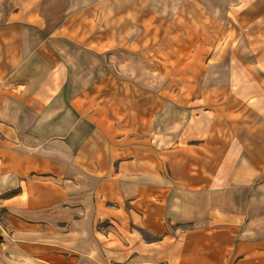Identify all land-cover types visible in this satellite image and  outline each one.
<instances>
[{
	"label": "crops",
	"instance_id": "crops-1",
	"mask_svg": "<svg viewBox=\"0 0 264 264\" xmlns=\"http://www.w3.org/2000/svg\"><path fill=\"white\" fill-rule=\"evenodd\" d=\"M67 1L0 19V264H264V0ZM114 43L186 56L91 104Z\"/></svg>",
	"mask_w": 264,
	"mask_h": 264
},
{
	"label": "rangeland",
	"instance_id": "rangeland-1",
	"mask_svg": "<svg viewBox=\"0 0 264 264\" xmlns=\"http://www.w3.org/2000/svg\"><path fill=\"white\" fill-rule=\"evenodd\" d=\"M0 0V19L6 17V15L11 12L20 9L22 12H28L30 9H38L42 13V17L46 18L47 28L53 27L57 17L64 16V9L67 7V0H43L40 6L33 5L35 0ZM84 2L86 0H83ZM73 6L76 7V1L73 2ZM86 6V3L80 4L79 9ZM131 7V6H129ZM120 4L115 0H111V4L104 5L103 14L104 19L113 28L114 33L118 35L119 28L125 25H129L131 21L125 22L123 18L132 16V14L124 13L118 14L115 9L118 10ZM127 8V6H126ZM40 13V14H41ZM161 25L160 21L154 22ZM159 29H157L158 31ZM139 34L142 32L138 30ZM134 30L130 31L133 34ZM115 36V35H114ZM123 44H112L106 48V52L103 51L96 52L95 55L82 52L81 53H71V58L75 60H83L86 63L93 66L95 69V74L99 75L100 79L97 84L89 86L93 88L94 92L90 96L89 102L92 104L95 99L106 95H114L122 92H130L131 86L125 85L119 81H130L135 77L140 78V82L143 84L144 91H151L156 88L157 83H161L164 74L168 70V65H170L174 60H183L186 56L183 52L175 53L173 56L162 50L161 47L154 45L143 46L141 50L135 51L134 48L125 49ZM173 59V60H168ZM120 64V65H119ZM105 71V72H104ZM140 76V77H139ZM90 78L87 74L84 77L74 76L73 80L79 81V79ZM86 86L79 85L78 83L70 82L68 88L73 91L81 92ZM140 87V86H139ZM145 94V92H144ZM87 91L83 93L82 96H86ZM75 104H82L84 100L82 97H77L74 100Z\"/></svg>",
	"mask_w": 264,
	"mask_h": 264
}]
</instances>
